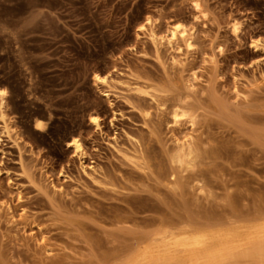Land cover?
Segmentation results:
<instances>
[{"label":"rangeland","instance_id":"rangeland-1","mask_svg":"<svg viewBox=\"0 0 264 264\" xmlns=\"http://www.w3.org/2000/svg\"><path fill=\"white\" fill-rule=\"evenodd\" d=\"M198 1L0 0V264H129L177 221L264 220V0ZM175 24L190 47L148 36Z\"/></svg>","mask_w":264,"mask_h":264},{"label":"bare ground","instance_id":"bare-ground-1","mask_svg":"<svg viewBox=\"0 0 264 264\" xmlns=\"http://www.w3.org/2000/svg\"><path fill=\"white\" fill-rule=\"evenodd\" d=\"M194 6L199 12H203L201 4L198 0H195ZM144 28L145 25H142L140 27V31L145 30ZM237 30L238 23H235L234 31L236 32ZM148 36L154 43L167 44L170 45L171 48H179L180 42H184L187 47L192 45V33L190 29L179 24H175L173 27L171 26L167 28L165 35L159 34L156 27H151L148 29ZM112 75L96 76L95 83L98 87H112V84L116 82V79L112 77ZM0 93H3V95H0V121L2 122V129L0 131L1 141L2 134L6 136L10 135V124L6 113L5 98L7 91L0 87ZM185 109L187 110L188 108ZM189 110L188 112L192 113V111ZM173 112V117L175 119L174 122H178L180 120L179 114L181 115V113H179V107L175 108ZM188 112L186 111L187 114H189ZM188 117L189 122L192 125H195L196 117L194 115H190ZM44 123L45 122L42 119H37L35 121L36 129L43 128L45 126ZM91 123L96 127V129H100L101 125L97 117H93ZM189 135L188 138H186V135V140L177 141L176 151L172 156L173 161L178 163L180 167H184L185 165L187 167L192 166L196 158L199 156L195 150V148L199 150V147H193L192 137H189ZM76 151L79 152L80 155L84 154L83 149L79 145H76ZM177 223H179V227L172 228L170 230H162L157 233L155 232L154 235L150 236L147 242L144 245L142 244L143 246L137 251L135 256H132L133 259L129 261V264H211L214 261V258L219 256L224 257V259L229 257H249L251 259L255 258V256L258 258L259 256H264V242L261 241L259 234L253 231V225L257 223L248 226L242 224L244 227L237 226L236 238L227 243L223 241H208L205 239V235L208 232L220 230L221 225L219 229L209 230L203 227L204 223L197 225L188 221V219L186 221H177ZM120 263L121 262H119V264Z\"/></svg>","mask_w":264,"mask_h":264},{"label":"clouds","instance_id":"clouds-1","mask_svg":"<svg viewBox=\"0 0 264 264\" xmlns=\"http://www.w3.org/2000/svg\"><path fill=\"white\" fill-rule=\"evenodd\" d=\"M39 131H45V128H38ZM253 231L258 233L261 241L264 242V221L253 225ZM237 236V228L234 226L225 227L220 230L210 231L205 235L208 241H223L225 243L235 239ZM213 264H223L222 260L214 261Z\"/></svg>","mask_w":264,"mask_h":264},{"label":"snow or ice","instance_id":"snow-or-ice-1","mask_svg":"<svg viewBox=\"0 0 264 264\" xmlns=\"http://www.w3.org/2000/svg\"><path fill=\"white\" fill-rule=\"evenodd\" d=\"M0 95H3V93H0ZM95 122V121H94Z\"/></svg>","mask_w":264,"mask_h":264}]
</instances>
